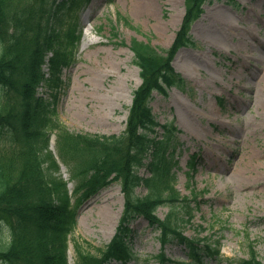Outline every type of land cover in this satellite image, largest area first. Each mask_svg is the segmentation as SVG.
<instances>
[{"label": "rangeland", "instance_id": "1", "mask_svg": "<svg viewBox=\"0 0 264 264\" xmlns=\"http://www.w3.org/2000/svg\"><path fill=\"white\" fill-rule=\"evenodd\" d=\"M63 12L57 16L60 21L54 20L57 29L67 27L69 15ZM183 12L184 0H92L79 13L83 40L76 61L62 74L64 85L55 104L60 124L72 133L121 134L140 82L130 40L166 48ZM117 14L134 28L126 27ZM191 34L198 48H183L173 60L186 82L184 89L172 88L166 96L155 93L151 102L159 123L176 119L181 130L175 188L182 196H190L188 162L197 154L192 187L205 193L193 219L180 226L185 235L205 237L212 246L219 241L221 255L216 262L208 260L210 264H236L247 257L249 243L264 260V0H209ZM38 92L50 100L44 86ZM50 141L60 159L56 133ZM59 161L57 174L72 190L75 181L69 167ZM138 173L148 175L144 167ZM135 194L143 196L146 190L138 187ZM122 205L120 185L113 182L80 207L69 238V264L76 261L73 243L91 253L107 244ZM177 211L179 218L183 210ZM167 212L163 206L157 215ZM130 227L137 264H153L147 259L159 251V232L142 218ZM0 238L7 242L8 232ZM165 253L177 264L189 261L178 243L168 245Z\"/></svg>", "mask_w": 264, "mask_h": 264}, {"label": "trees", "instance_id": "2", "mask_svg": "<svg viewBox=\"0 0 264 264\" xmlns=\"http://www.w3.org/2000/svg\"><path fill=\"white\" fill-rule=\"evenodd\" d=\"M205 1L184 0L180 28L165 56L149 44L132 40L141 84L134 92L125 132L119 137H89L66 132L54 119L52 104L36 96L44 80L41 66L47 52L52 54L48 58L51 77L44 80L45 84L50 90L59 86L60 69L70 62L71 51L67 48L79 39L76 21L60 34L50 25V0H0V222H6L10 231V240L0 242V261L67 264L66 237L75 226L79 206L113 176L121 181L124 207L108 249L109 260L125 262L131 258L127 225L135 215H143L156 225L161 240L176 238L184 243L191 264L213 253L208 245L201 248L181 237L171 214L164 220L154 214L158 206H173L181 200L172 185L169 148L174 129L163 126L162 136H154L157 123L148 106L152 90L164 92L165 87L184 84L169 63L179 47L193 45L188 30L202 13ZM72 6L74 9V2ZM122 20L129 24L127 19ZM54 129L59 133L60 152L72 163L71 171L77 179L73 198L68 195L66 183L55 176L57 165L47 150V132ZM147 156L150 175L143 179L135 174L134 166L144 165ZM141 182L147 194L135 197L132 191ZM76 251L82 258L80 264H97L96 256L83 255L79 248ZM237 264L264 262L250 248L249 257Z\"/></svg>", "mask_w": 264, "mask_h": 264}]
</instances>
